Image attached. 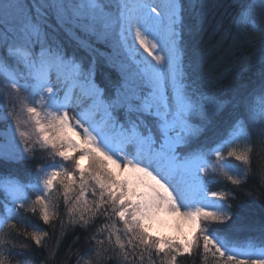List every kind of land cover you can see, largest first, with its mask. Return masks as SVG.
<instances>
[{
  "label": "snow or ice",
  "instance_id": "6c2138e0",
  "mask_svg": "<svg viewBox=\"0 0 264 264\" xmlns=\"http://www.w3.org/2000/svg\"><path fill=\"white\" fill-rule=\"evenodd\" d=\"M181 260L264 264V0H0V264Z\"/></svg>",
  "mask_w": 264,
  "mask_h": 264
},
{
  "label": "trees",
  "instance_id": "16d2710c",
  "mask_svg": "<svg viewBox=\"0 0 264 264\" xmlns=\"http://www.w3.org/2000/svg\"><path fill=\"white\" fill-rule=\"evenodd\" d=\"M217 134L218 133L216 132V130H212L208 133V136L214 139ZM237 216L239 217L240 223L237 225V227L232 229L234 238L240 243H243L248 239L259 238V231L254 230L250 227H244L245 224H251L253 222L258 223L259 221L258 207L253 206L251 200L247 198L243 199L241 208L237 210ZM31 219L33 223L37 224L45 231L49 230V226L45 225L42 220H39L37 217H31ZM71 239L72 237L69 236L68 239L65 240V245L70 243ZM49 243H51V241H49ZM61 251L63 253V249ZM31 254L35 255V251H32ZM181 264H185V261L181 260Z\"/></svg>",
  "mask_w": 264,
  "mask_h": 264
}]
</instances>
